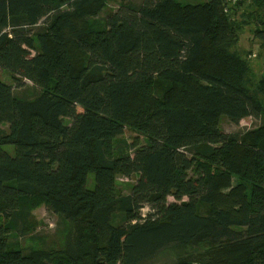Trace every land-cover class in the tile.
Listing matches in <instances>:
<instances>
[{"label": "trees", "instance_id": "1", "mask_svg": "<svg viewBox=\"0 0 264 264\" xmlns=\"http://www.w3.org/2000/svg\"><path fill=\"white\" fill-rule=\"evenodd\" d=\"M227 5L0 0V264H264V75Z\"/></svg>", "mask_w": 264, "mask_h": 264}, {"label": "rangeland", "instance_id": "2", "mask_svg": "<svg viewBox=\"0 0 264 264\" xmlns=\"http://www.w3.org/2000/svg\"><path fill=\"white\" fill-rule=\"evenodd\" d=\"M185 2H202L205 0H181ZM228 13L232 21L239 26V39L238 42L233 45L230 49L237 52L240 56L247 59L252 68L253 78L251 84L255 86L257 82L264 75V42L254 36V29L256 27V17H260L261 9L256 5L255 1L252 0H227ZM117 7V2L112 1L108 3L107 9L101 14L104 16L106 11H113ZM0 79L6 83L13 84L12 75L9 71L0 67ZM33 83L29 80H24V86L22 88L14 87L16 92L26 91L31 93L33 91ZM261 124V118L251 116L242 119L238 124L231 122L227 118H222L220 125L221 128L226 132H245L247 130L254 129ZM125 137L131 139L136 136V132L127 129L125 131ZM140 143L146 142L145 138L140 136ZM7 149L10 152L14 151V147L9 145ZM138 175L131 177H119L118 187L122 190V193L127 194L130 192L132 185L136 182ZM90 182L93 181V173L89 174ZM175 199L169 197V201L173 202ZM149 208H144L143 213L146 214ZM34 217L40 222L37 231L43 234H54L58 217L50 212L45 205H40L33 210ZM22 245H34L33 241L29 238L21 239ZM175 250L170 252H164L159 258L153 262V264H166L168 261L173 260L176 256Z\"/></svg>", "mask_w": 264, "mask_h": 264}]
</instances>
